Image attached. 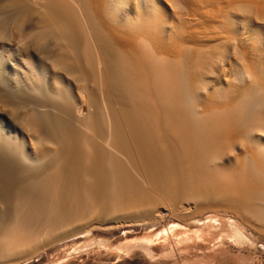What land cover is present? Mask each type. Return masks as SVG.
Wrapping results in <instances>:
<instances>
[{"label":"bare ground","instance_id":"1","mask_svg":"<svg viewBox=\"0 0 264 264\" xmlns=\"http://www.w3.org/2000/svg\"><path fill=\"white\" fill-rule=\"evenodd\" d=\"M0 83V260L91 215L264 234V0H0Z\"/></svg>","mask_w":264,"mask_h":264},{"label":"rangeland","instance_id":"2","mask_svg":"<svg viewBox=\"0 0 264 264\" xmlns=\"http://www.w3.org/2000/svg\"><path fill=\"white\" fill-rule=\"evenodd\" d=\"M4 31L6 37L13 35L9 24L5 25ZM17 51L18 48L15 52ZM7 89L5 84L0 83V96L3 95L5 98V102H0V110L9 116L14 115L16 111V114H19L22 106L15 103L17 100L7 92ZM11 110L14 113H10ZM4 117L5 115L0 113V129L3 124L5 125ZM3 172L4 170L0 171V174L2 173L0 183L4 181L5 186L1 184V187L2 189L6 187L7 190L0 189V193L3 191L1 194L5 197L9 192L8 196L13 200L16 193L14 190L20 185L22 176L14 175L15 178L8 174L10 177H7L3 176L6 174ZM14 183L18 185L15 187ZM8 184L12 191L8 189L10 188ZM11 200L8 208L1 207L0 216L3 214L5 217L10 216L13 206ZM7 209L10 211L6 212ZM168 216L170 215L152 218L133 214L110 226L111 224L106 223L94 225V215H91L87 219L64 226L49 238L44 236L35 246L22 251L10 261L2 258L0 264H264V234L258 230L245 229L248 240L244 242H234L227 238L219 240L211 236L208 229L201 231L204 234L200 235L196 231L198 229L187 230L185 229L187 227L181 225V219ZM175 222L180 223L181 227L177 225L176 230L167 231L166 229ZM211 230L217 231L215 227ZM146 236L150 238L148 245L152 247L153 257L140 246L139 241ZM125 244L132 246L125 250L119 248ZM170 248L173 249V253L167 256Z\"/></svg>","mask_w":264,"mask_h":264}]
</instances>
